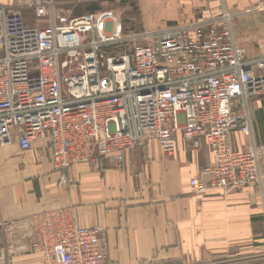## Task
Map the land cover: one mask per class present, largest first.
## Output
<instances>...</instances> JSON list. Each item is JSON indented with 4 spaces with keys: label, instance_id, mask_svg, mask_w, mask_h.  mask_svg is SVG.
Returning a JSON list of instances; mask_svg holds the SVG:
<instances>
[{
    "label": "built area",
    "instance_id": "2783aa9c",
    "mask_svg": "<svg viewBox=\"0 0 264 264\" xmlns=\"http://www.w3.org/2000/svg\"><path fill=\"white\" fill-rule=\"evenodd\" d=\"M24 9L33 12L32 24ZM232 21L223 9L131 45L113 10L75 16L53 0L0 4V147L17 138L30 150L47 136L53 168L63 173L121 163L152 139L173 158L181 132L212 155L190 179L193 193L262 186L264 144L254 142L250 100L264 97V57L247 56ZM235 131L250 139L247 149L233 148ZM104 236L102 225H79L72 207L20 225L0 215V264L26 252L40 253L43 264H105Z\"/></svg>",
    "mask_w": 264,
    "mask_h": 264
},
{
    "label": "crops",
    "instance_id": "0c3cea01",
    "mask_svg": "<svg viewBox=\"0 0 264 264\" xmlns=\"http://www.w3.org/2000/svg\"><path fill=\"white\" fill-rule=\"evenodd\" d=\"M193 3L227 9L236 42L248 57H264V0ZM250 108L254 142L264 144V97H252ZM176 139L173 158L152 139L121 163L106 159L100 169L84 163L60 173L47 136L30 150L14 138L0 147V215L20 225L35 213L72 207L79 225L104 227L105 264H264V181L195 194L189 182L211 161L210 148L202 142L194 149L181 132ZM231 143L247 149L251 141L235 131ZM14 264H43V256L18 254Z\"/></svg>",
    "mask_w": 264,
    "mask_h": 264
},
{
    "label": "rangeland",
    "instance_id": "374dc122",
    "mask_svg": "<svg viewBox=\"0 0 264 264\" xmlns=\"http://www.w3.org/2000/svg\"><path fill=\"white\" fill-rule=\"evenodd\" d=\"M20 0H0V4L18 8ZM57 7L75 16L99 10H113L123 29L124 43L148 44L157 31L177 24L194 23L203 17L220 14V9L195 6L193 0H53ZM95 7L97 9L93 10ZM27 21H35L33 12L24 9ZM217 14V15H218ZM43 26V25H42Z\"/></svg>",
    "mask_w": 264,
    "mask_h": 264
},
{
    "label": "trees",
    "instance_id": "16d2710c",
    "mask_svg": "<svg viewBox=\"0 0 264 264\" xmlns=\"http://www.w3.org/2000/svg\"><path fill=\"white\" fill-rule=\"evenodd\" d=\"M97 9V7H95L93 10Z\"/></svg>",
    "mask_w": 264,
    "mask_h": 264
},
{
    "label": "bare ground",
    "instance_id": "6f19581e",
    "mask_svg": "<svg viewBox=\"0 0 264 264\" xmlns=\"http://www.w3.org/2000/svg\"><path fill=\"white\" fill-rule=\"evenodd\" d=\"M227 10V9H226Z\"/></svg>",
    "mask_w": 264,
    "mask_h": 264
}]
</instances>
